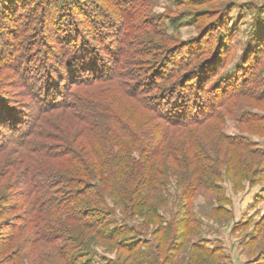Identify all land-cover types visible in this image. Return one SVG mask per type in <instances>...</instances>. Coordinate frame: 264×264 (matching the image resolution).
<instances>
[{
	"label": "trees",
	"instance_id": "obj_1",
	"mask_svg": "<svg viewBox=\"0 0 264 264\" xmlns=\"http://www.w3.org/2000/svg\"><path fill=\"white\" fill-rule=\"evenodd\" d=\"M117 1L123 8L126 0ZM127 2L133 7L138 3ZM50 6L48 1L46 8ZM28 7L23 3L17 8ZM132 11L126 36L137 22ZM56 19L61 24L62 18ZM75 26L61 43L60 55L54 53L51 63L48 56L43 58L35 81L22 61L13 54L9 60L16 62L18 80L13 86L26 89L25 97L36 104L37 112L28 122L21 110L25 102L0 98V128L8 131L0 159L3 156L7 163L2 165L9 167L0 172V264H36L46 247L62 262L77 264L81 253L93 252L96 242L114 239L125 228L130 233L137 229L132 224L119 231L110 228L114 209L107 207L109 201L130 217H144L146 226L161 218L156 202L172 178L194 187L221 163L223 149L206 143L201 127L208 123L210 133L221 138L220 109L240 80L241 69L230 75L220 70V60L215 63L223 42L189 44L188 52H179L178 63L168 55L175 49L156 43L155 50L147 51L156 60L139 67L141 74L134 78L128 74L131 67L122 62L124 55L138 54L124 49L131 44L128 37L116 44L114 33L106 44L110 32L105 29H96L89 39ZM250 58L247 52L245 62ZM136 61L135 67L140 66ZM75 87L85 89L73 92ZM10 155L14 157L8 162ZM192 216L186 212L156 233L164 230V238L178 235L185 240L197 226ZM196 244L207 247L204 241ZM127 251L132 259L141 252L133 241Z\"/></svg>",
	"mask_w": 264,
	"mask_h": 264
},
{
	"label": "rangeland",
	"instance_id": "obj_2",
	"mask_svg": "<svg viewBox=\"0 0 264 264\" xmlns=\"http://www.w3.org/2000/svg\"><path fill=\"white\" fill-rule=\"evenodd\" d=\"M48 1L52 6L46 8ZM137 1L133 7L126 0L122 8L117 0H0V98L9 96L25 102L21 110L24 116L28 114V122L36 118L37 107L27 101L26 89L13 86L18 80L13 69L16 62L9 60L13 54L22 61L21 66L33 71L32 81H35L43 58L48 56L51 63L54 53L60 55L63 51L60 45L73 33L74 25L89 35V39L96 29H105L110 32V39L104 41L106 44L112 42L114 33H117L114 40H119L116 44L128 37L131 44L124 45V49L138 52L124 55L122 59L131 67L132 71L128 72L131 77L141 74L139 67L146 68L156 60L155 55L147 53L155 50L156 43L175 49L168 55L178 63L179 52H188L191 44L212 46L221 41L225 46L215 63L220 60V70L230 75L241 69L236 92L220 109V132L217 133L222 134L221 138L217 139L215 132L210 133L208 123L201 127L206 143L223 149L218 156L221 163L217 172H206L209 179L188 188L184 182L178 183V179L172 178L156 202L161 218L146 226L138 210L130 217L129 213H123L122 207H114L109 201L107 207L114 209L110 228L117 230L132 224L137 229L130 233L125 228L114 239L106 237L96 242L93 252L81 253L77 264H264V0ZM23 3L29 7L18 9ZM132 8L131 15H136L137 22L126 36ZM57 16L62 18L61 24H56ZM73 16L78 19L73 21ZM247 52L251 58L245 62ZM134 60L142 66L135 67ZM86 89L97 90L96 87ZM7 132L0 128V146ZM224 137L229 139L225 141ZM12 148L8 146L4 152ZM12 157L9 156L8 162ZM1 158L0 172H5L9 167L2 165L7 162ZM169 174L174 176L172 172ZM22 203L24 200L18 204ZM186 212L198 221L189 238L183 240L175 235L174 239H167L164 230L156 233L160 227L173 225ZM132 241L141 250L133 259L127 251ZM202 241L206 248L194 245ZM160 243L161 251L157 254L154 250ZM43 251L36 264H68L57 258L49 247ZM25 264L32 263L25 260Z\"/></svg>",
	"mask_w": 264,
	"mask_h": 264
}]
</instances>
